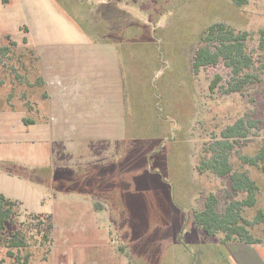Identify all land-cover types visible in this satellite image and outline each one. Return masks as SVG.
Segmentation results:
<instances>
[{
	"label": "rangeland",
	"instance_id": "rangeland-1",
	"mask_svg": "<svg viewBox=\"0 0 264 264\" xmlns=\"http://www.w3.org/2000/svg\"><path fill=\"white\" fill-rule=\"evenodd\" d=\"M140 1L142 24L151 22L153 26L159 20L160 25L150 27L151 32L144 25L126 31L130 38L123 41L129 42L126 51L124 44H115L113 54L122 69L127 109L114 118H105L108 140L74 139L73 144H64L57 130L41 132L32 126L27 132L30 124L57 125L58 121L48 118L51 108L40 62L23 23L41 24L59 32L57 24L46 21L53 8L68 20L78 21L92 40L100 42V37L90 34L74 0H21L15 15L14 1L8 5L0 2V193L12 199L26 198L35 205L48 197L57 225L55 229L53 218L45 213H33L14 201L17 212L7 234L23 233L26 247L13 251L21 258L31 255V264L47 263L58 245L61 255L64 243L67 259L84 257L83 264H120L123 254L119 246L125 251L127 241L136 249L133 254L129 247L125 254L131 264L137 263L135 255L150 264H168L156 254L166 251L172 240L183 245L196 240L189 236V228L183 227L174 206H191L193 201L195 215L205 210L206 198L214 194L218 211L223 213L231 202L247 199L246 193L233 190L229 176L218 177L206 169L199 172L202 161L211 160L215 154L211 145L219 141L229 142L232 148L220 146L217 152L228 155L233 170L247 173L258 187L256 205L243 209L244 218L252 222L259 210L264 212L262 165L244 161L264 149V0H245L243 5L234 0ZM220 23L236 33H248L245 57L252 67L239 76L223 62L199 72L194 69L203 33ZM153 66H160L161 71L149 84L148 73ZM247 74V83L232 91ZM157 89L162 92V114L168 118H145L151 104L150 90ZM187 95H194L191 105L195 106V117L190 116V110L185 113L190 108L185 104L180 110L184 112L179 116L173 112L172 118L170 99L175 105ZM239 121L244 122L245 137L223 138L227 128ZM82 161L83 166L79 165ZM103 168L111 169L114 194L123 190V200L119 201L127 207L125 215L114 219L124 231L122 235L107 233L105 237L94 229L90 210L76 193L94 189L86 180H102L93 173ZM136 222L147 227L143 236L130 231ZM249 230L254 239L264 241V223ZM6 253L7 248L0 247V264H16Z\"/></svg>",
	"mask_w": 264,
	"mask_h": 264
},
{
	"label": "crops",
	"instance_id": "crops-1",
	"mask_svg": "<svg viewBox=\"0 0 264 264\" xmlns=\"http://www.w3.org/2000/svg\"><path fill=\"white\" fill-rule=\"evenodd\" d=\"M13 1L15 15V12L19 11V4L22 5V3L21 0H11V2ZM74 1L76 8H78V14L87 21L85 24L89 26L90 34L92 35L91 32H93L92 36L94 38L100 37V42L92 40L80 28L78 21L68 20L64 17L62 11L55 12L53 8L51 9L52 15L46 17V21L57 24L59 32L50 31L45 25L41 27V24L36 26L38 24L29 23L28 21L23 23L21 21L28 29L27 40L34 47L40 62L47 102L51 108L48 118H57L58 121L57 125L55 123L47 124V122L30 124L27 126V132L31 131L32 126H37V130L41 132L53 133L57 130L55 132H57V135L59 134L64 144L67 142L73 144L74 139L79 142H88L98 138L107 140L110 138L108 136L109 128L104 124V120H107L105 118H114L127 109L123 73L120 64L115 60L113 50L117 47L115 44H124L123 48L126 51L125 47L129 42L124 43L123 41L130 40L129 37L125 36L126 31L144 25L142 24L143 18L139 17L142 14V11L138 9L142 5L140 0ZM144 23H146L145 20ZM158 25H160L159 20L155 21L153 26L151 22L144 26L148 27L147 30L151 32V28ZM123 27H127V30H118ZM38 32H41V35ZM115 36L118 39H115ZM127 55L129 56V54ZM160 71V66L151 68L150 73H148L149 84ZM150 92L152 94L149 97L151 104L147 105L145 118H168L162 114L161 90L157 89L154 92L150 90ZM193 96H182V102L175 105V101L173 102V98H171V117L175 118L173 112H176L179 116L180 110L186 104L190 108L185 113H189L190 110V116L194 118L196 114H193L195 106L191 105V97ZM158 101H160L159 104ZM172 106L175 107L174 111ZM95 161H98V159ZM83 164L82 161L79 165L83 166ZM110 173V168H103V170L94 172V176L100 175V178L103 177V179L86 180L94 189L76 192L83 198L84 204L90 210V216L94 220V229L101 231L105 237L107 233L125 234L114 221L116 216L123 218L125 215L127 207L119 201L121 196L123 197V190L118 189L116 194L118 196L114 194ZM117 187H119V184ZM8 199L17 201L33 213H45L54 220L52 209L49 208L50 199L46 196L38 205L26 198ZM121 199L123 200V198ZM168 202L172 209L171 202L169 200ZM113 203H117V206L113 207ZM192 203L193 201H191V206L187 205L182 208L174 206V208L178 209L176 210L177 215L182 219L183 227L189 228V236L193 239L196 238V240L187 245H183L176 239L172 240L165 247L166 251L163 249L156 255L161 259L168 260V264H197L198 261L199 264H264L263 240H259L260 243L255 244L239 242L223 244L224 234L220 233L222 236H218V238H216L217 234L209 236L196 224L194 220L195 207ZM140 218L145 217L140 216ZM53 225L56 229L55 220ZM135 227L138 228L134 229ZM146 228L143 224L137 222L133 224L131 229L129 227L130 231H136L140 236L145 234ZM127 242L124 243L126 246L125 251L119 246L123 254L120 264H131V261L125 255L129 252V247L133 254L136 251ZM64 244L61 248V255L57 253L58 245L57 249L52 250L48 255L49 261L47 263L44 261L43 264H83L85 262L84 257L82 260L78 257L73 260L67 259L69 252L68 247H64ZM113 246V243H111L110 248L114 251ZM134 260L137 261L135 264H150L146 260L139 259L137 255H135ZM93 264H97V262Z\"/></svg>",
	"mask_w": 264,
	"mask_h": 264
},
{
	"label": "trees",
	"instance_id": "trees-1",
	"mask_svg": "<svg viewBox=\"0 0 264 264\" xmlns=\"http://www.w3.org/2000/svg\"><path fill=\"white\" fill-rule=\"evenodd\" d=\"M238 5H243L245 0H234ZM3 5H8L10 0H0ZM248 39L247 32L236 33L235 30L224 24L211 25L202 35V46L197 50L194 58V69L199 72L201 69L213 67L223 62L232 69L235 76L241 75L244 70L252 67L245 57V43ZM263 47V44H261ZM250 76L247 74L242 78L240 85H235L232 91H239L240 87L247 83ZM215 89V84L210 86ZM244 122L239 121L234 126L227 128L223 133V138L232 139L236 137H245ZM222 146L224 150L232 148L229 142L219 141L211 145L215 153L211 160L202 161V167H199L201 173L206 169L218 177L229 176L231 185L236 193H246L247 199L240 202H231L223 213L218 211L219 201L216 195L210 194L205 201V210L197 212L194 215L196 224L201 227L209 236L224 234L222 243L239 242L245 244L260 243L254 239L250 233L249 227L254 224L264 223V212L259 210L254 221H248L244 218L242 212L245 207H254L256 205L255 194L258 190L257 184L251 180L245 172H235L229 162L228 155L217 152V147ZM211 149V148H210ZM225 152V151H224ZM247 164L252 166L262 165L264 171V149L253 158H244ZM17 206L14 201L8 199L0 193V247L7 248V256L14 259L16 264H28L31 255L24 258L19 257L13 249L25 248V238L23 233L14 232L7 234V227L17 212ZM52 228V226H50ZM45 241H48L44 236Z\"/></svg>",
	"mask_w": 264,
	"mask_h": 264
}]
</instances>
